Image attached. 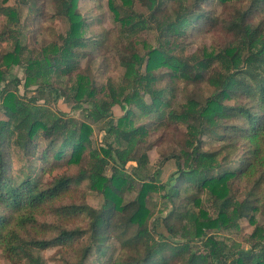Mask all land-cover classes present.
Instances as JSON below:
<instances>
[{
	"label": "trees",
	"instance_id": "obj_1",
	"mask_svg": "<svg viewBox=\"0 0 264 264\" xmlns=\"http://www.w3.org/2000/svg\"><path fill=\"white\" fill-rule=\"evenodd\" d=\"M122 1V6H117L110 0V11L122 24L125 35L135 36L146 28V20L142 14L134 12H128L121 19L120 9L131 5L133 0ZM165 1L181 4V0H146L151 20L157 19L155 13ZM217 1L225 4L238 0ZM53 3L55 14L67 21L68 30L65 36H60V44L50 47L51 53L46 54L43 48L38 56L22 59L23 47L15 31L7 28L0 33V40L13 42L12 51L2 55L0 66H23V87L35 85L38 96H20L18 78L0 90V109L5 118L0 119L1 254L11 264L23 261L39 264L28 246L40 250L54 246L70 248L77 238L86 234L87 244L77 264H86L93 253L100 255L110 240L121 247L128 243L134 246L130 250L122 248L115 259L100 258L88 264H222V260L229 264H264L262 227L255 226L252 236L257 240L248 255L231 253L224 242L211 235L204 238L209 231L236 229L242 218L252 221L250 213L260 208L257 191L260 186L264 187V25H252L246 11H237L233 20L223 24L233 36L226 47L216 53L184 56L181 45L190 31L201 22L207 24L211 16L209 13H188L179 6L173 18L167 16L159 23L157 47L144 54L128 47V54H120L119 63L124 69L121 84L109 83L96 89L86 75L78 74L62 90L54 86L53 77L68 75L75 68L77 51L85 46L84 20L77 9L78 0H53ZM252 3L253 7H259L264 0ZM0 15L5 17L7 26L18 22L17 12L10 6H1ZM253 43L259 44L255 52L250 50ZM158 70L164 71L168 85L157 86L163 79V75L156 74ZM2 76L0 69V82ZM174 80L206 81L214 94L203 101L188 96L178 109H172L166 96L174 91L171 84ZM48 89L72 99L75 104L90 103L92 107L83 110L84 117L94 123L108 119L114 105L121 109L127 107L117 124H106L113 141L105 147L92 148L91 127L87 123L53 113L45 105L38 104ZM145 96L149 97V102ZM231 100L234 104H229ZM133 109L139 112V118H164L168 123L184 126L186 139L179 155L174 156L181 163L166 185L159 187H168L164 198L173 206L161 219V224L171 237L180 234L183 242L174 244L165 238H155V229L147 226L150 211L146 207V197L158 188L151 181H145L148 160L144 143L149 124L135 125L130 119ZM231 134L240 136L245 149V157L238 159L233 170L223 169L228 162L223 149H203V138L225 142ZM38 136L45 148L36 159L35 139ZM12 149L28 161L26 171L31 172L33 168L25 178L12 179L9 167L15 158ZM67 152V165L80 167L84 161L86 168H79L75 177L56 176L42 183L40 175L54 171ZM129 162L135 164L131 173L125 169ZM108 167L110 176L105 174ZM235 179L246 180L251 185L247 196L241 200L231 194V182ZM85 181L89 191L102 196L100 209L87 204L55 206L66 196H72L73 185ZM132 192L135 197L126 202L124 198ZM204 193L216 203L215 217L200 208V197ZM176 201L185 203L184 207L177 208ZM262 204L264 210V202ZM49 209L66 223L85 217L86 229L66 230L54 226V237L45 239L49 229L38 223L36 216L45 215ZM25 231L28 240L22 235ZM31 232L35 235H29ZM197 240L207 250L206 261L199 259L192 249L191 243ZM258 246L261 247L253 252Z\"/></svg>",
	"mask_w": 264,
	"mask_h": 264
},
{
	"label": "rangeland",
	"instance_id": "obj_2",
	"mask_svg": "<svg viewBox=\"0 0 264 264\" xmlns=\"http://www.w3.org/2000/svg\"><path fill=\"white\" fill-rule=\"evenodd\" d=\"M110 0H78L77 9L84 20V28L82 38L85 40V46L77 51L78 57L76 58L75 68L71 73L64 76H54V86L63 90L66 86L70 85L72 80H75L78 74L86 75L92 82V85L99 89L105 87L111 83L114 85L121 84L124 69L119 63L120 54H128L129 48H135L140 54H144L150 48L158 46L159 35V23L169 16L173 18L179 6H183L184 10L194 13H209L211 16L207 24H199L195 30L190 31L188 38L181 45L183 47V55L189 56L193 54H209L216 53L223 49L232 41L233 36L225 30L223 24L230 22L236 16L237 11H246L248 15V21L252 25H264V6L262 3L259 7H253L254 0H238L230 1L225 4H221L217 0H181V4L174 3L172 1H165L160 10L155 13L156 20L149 18L150 11L147 7L146 0H133L129 6H123L120 9V17L124 18V15L128 12H134L136 14H142L146 20V28L138 32L135 36H126L122 31L124 28L119 21H116L109 8ZM160 1V0H158ZM163 1V0H162ZM117 6H122V0H113ZM1 6H10L17 12L18 22L15 25L7 26L5 17L0 15V33L7 28H11L18 35L23 51L21 52L22 59L25 57H36L43 52V48L46 49V54L51 53L50 47L54 44H60V36H65L68 30V23L63 17H59L54 12L53 0H0ZM123 28V29H122ZM129 45V46H128ZM132 45V46H131ZM259 48L258 43H253L250 46L251 52L257 51ZM12 41L0 40V61L2 55L12 51ZM215 67V65H214ZM213 67V68H214ZM3 71L2 80L0 82V90L7 85L14 78L20 80V85L17 87L18 93L23 98L38 97L36 86L30 85L29 87H23L25 73L24 67L11 66L9 68L1 67ZM210 73V72H207ZM157 75L165 74L163 70L156 71ZM168 78L163 75V79L157 84L158 87L168 85ZM174 86V91L168 94L167 100L172 109H178L186 100L188 96H193L199 101H203L205 98L214 94V89L208 85L206 81L199 83H184L178 80H174L171 83ZM60 89V88H59ZM61 90V91H62ZM147 102L149 97L145 96ZM43 104L51 112L63 115L65 117H72L78 121H83L91 127V147L101 148L105 147L106 143L113 141L112 137H109L107 131L109 124L115 125L119 118L125 115V109H121L119 106L114 105L111 108L110 117L104 121L94 123L89 119H85L83 111L84 109L91 108L90 103L75 104L72 99L64 98L58 93H55L51 89L45 90L44 98L38 102ZM229 104H234L231 100ZM1 105V99H0ZM166 111V110H164ZM133 115L130 117L135 125L149 124L148 136L146 138L145 153L147 155V168L145 171V181H151L157 186V190L152 192L146 197V207L150 211V219L147 222L149 229H155V238H165L170 243L183 242V237L178 234L171 237L165 232L161 219L166 216L172 210V204L164 198V193L168 187L159 188L166 185L168 178L171 174L175 173L180 161L174 158L175 155H179V151L184 145L186 134L184 126L180 124L168 123L164 118L159 119L155 117H149L146 119L139 118V112L136 109L132 110ZM0 119L4 120L2 111L0 109ZM231 121L230 123H234ZM108 124V125H106ZM239 124V123H238ZM35 157L38 159L45 148L41 138L39 136L35 139ZM203 149L208 151H215L223 149V153L227 152L228 162L223 169L233 170L238 165V159L245 157V149L238 134H231L226 138L225 142L219 139H207L203 138ZM15 158L10 162V172L12 179H22L27 174L32 173L26 171V165L28 161L21 155L19 151L12 149ZM69 157V152L65 154V159L60 160L54 171L44 175H40L41 182L46 183L52 180L56 176H72L78 173L79 168H86L87 163L83 161L80 167L67 165L66 159ZM50 160H52L50 158ZM135 166L133 162H129L126 165V172L131 173L132 168ZM106 176H110L111 171L109 167L105 171ZM32 176V175H31ZM251 185L246 183V180L235 179L231 182V194L237 200H241L247 196L250 191ZM72 196H66L63 200L58 202L55 206L70 205V204H87L94 209H100L103 203L102 196L98 193L89 191L87 188V182L73 185ZM135 197V192L128 194L124 200L130 201ZM264 187L260 186L257 191V200L259 209L252 211L250 217L242 218L238 221V227L236 229H219L206 232L204 238L207 235H211L224 242L231 253H238L242 255H248L252 251V244L256 243L257 238L252 236L255 226L262 227L264 229ZM176 207L183 208L185 203H178L176 201ZM192 206V205H191ZM191 206H186L190 208ZM200 208L207 211L210 216L215 217L216 203L207 193H204L200 197ZM193 211H197L196 208H191ZM38 223L45 224L49 231L47 232L45 239L54 237V226L62 227L66 230L70 229H86L87 220L79 218L73 222H63L61 216L56 212L47 210L43 216H36ZM25 232L22 233L23 237L28 240L29 237ZM29 234V233H28ZM35 235L30 233L29 235ZM40 238V236H38ZM87 244V235H83L75 240L72 247L54 246L45 249H28L31 252L33 258H38L39 264H77L80 258L82 248ZM192 249L197 253L199 259L207 260V250L203 247L202 242L199 240L191 243ZM261 245H264L262 242ZM132 243H128L121 247L116 241L110 240L107 243V247L100 255L91 254L86 260V264L94 263L97 259L110 260L115 259L123 248L124 250H130L133 248ZM261 246H258L256 251ZM222 264H229V261H221ZM0 264H11L4 254L0 252ZM20 264H30L28 261H23ZM175 264H180L176 262Z\"/></svg>",
	"mask_w": 264,
	"mask_h": 264
}]
</instances>
